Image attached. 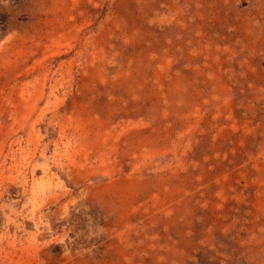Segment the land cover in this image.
I'll list each match as a JSON object with an SVG mask.
<instances>
[{"label": "rangeland", "instance_id": "1", "mask_svg": "<svg viewBox=\"0 0 264 264\" xmlns=\"http://www.w3.org/2000/svg\"><path fill=\"white\" fill-rule=\"evenodd\" d=\"M0 264H264V0H0Z\"/></svg>", "mask_w": 264, "mask_h": 264}]
</instances>
